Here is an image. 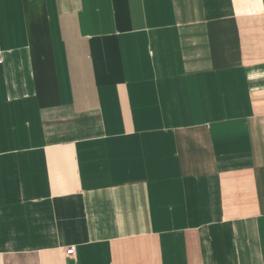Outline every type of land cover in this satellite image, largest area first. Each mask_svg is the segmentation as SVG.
I'll list each match as a JSON object with an SVG mask.
<instances>
[{
    "label": "crops",
    "instance_id": "1",
    "mask_svg": "<svg viewBox=\"0 0 264 264\" xmlns=\"http://www.w3.org/2000/svg\"><path fill=\"white\" fill-rule=\"evenodd\" d=\"M0 56V264H264V0H0Z\"/></svg>",
    "mask_w": 264,
    "mask_h": 264
},
{
    "label": "built area",
    "instance_id": "2",
    "mask_svg": "<svg viewBox=\"0 0 264 264\" xmlns=\"http://www.w3.org/2000/svg\"><path fill=\"white\" fill-rule=\"evenodd\" d=\"M0 63H2V58H1V56H0ZM73 253H75V247L74 246H72V247H69L68 249H67V254H73Z\"/></svg>",
    "mask_w": 264,
    "mask_h": 264
}]
</instances>
